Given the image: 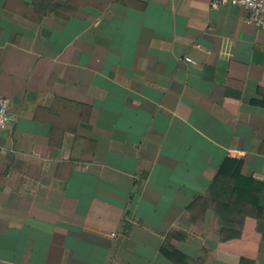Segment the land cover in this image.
Here are the masks:
<instances>
[{"label":"crops","instance_id":"0c3cea01","mask_svg":"<svg viewBox=\"0 0 264 264\" xmlns=\"http://www.w3.org/2000/svg\"><path fill=\"white\" fill-rule=\"evenodd\" d=\"M246 16L0 0V264H264V27Z\"/></svg>","mask_w":264,"mask_h":264},{"label":"built area","instance_id":"2783aa9c","mask_svg":"<svg viewBox=\"0 0 264 264\" xmlns=\"http://www.w3.org/2000/svg\"><path fill=\"white\" fill-rule=\"evenodd\" d=\"M224 6H240L247 11L246 22L256 27H264V0H209V7L218 10ZM185 61L193 62L189 57ZM9 113V100L0 94V130L6 127Z\"/></svg>","mask_w":264,"mask_h":264}]
</instances>
